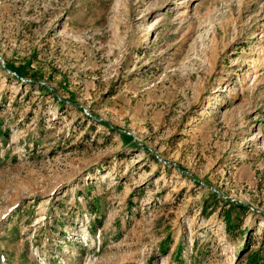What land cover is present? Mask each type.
I'll use <instances>...</instances> for the list:
<instances>
[{"label":"rangeland","instance_id":"obj_1","mask_svg":"<svg viewBox=\"0 0 264 264\" xmlns=\"http://www.w3.org/2000/svg\"><path fill=\"white\" fill-rule=\"evenodd\" d=\"M0 264H264V0H0Z\"/></svg>","mask_w":264,"mask_h":264}]
</instances>
